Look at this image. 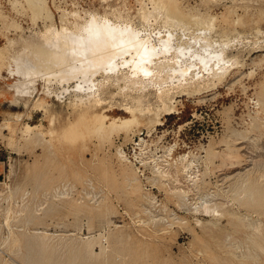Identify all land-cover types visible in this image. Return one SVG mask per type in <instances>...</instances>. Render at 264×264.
Instances as JSON below:
<instances>
[{
    "label": "rangeland",
    "instance_id": "374dc122",
    "mask_svg": "<svg viewBox=\"0 0 264 264\" xmlns=\"http://www.w3.org/2000/svg\"><path fill=\"white\" fill-rule=\"evenodd\" d=\"M141 1L144 19L135 14L137 0H46L52 18L45 19L26 0H0V264H25L31 252H39L46 264H264V0H178L185 13L214 18L219 31L191 30L177 22L179 27L176 19L163 27L158 9ZM104 8L111 21L120 25L124 22L115 14L118 11L111 9L129 12L130 17L135 14L129 22L133 20L135 37H141L148 52L136 57L132 47L118 44L121 48L110 41L105 46L97 36V18H92L100 17ZM64 21H83L85 36L76 31L65 34L61 31ZM61 34L71 35L65 41ZM101 44L117 46L119 58L116 55L110 64L97 61L101 58L95 50H103ZM68 46L73 50L68 51ZM41 49L51 56L41 54ZM71 51L78 53L74 59ZM180 51L186 56L182 58ZM79 53L78 60L84 64L77 61ZM121 56L132 57V62L137 58V64L146 62V67L157 58L166 59L173 74L153 83L151 72L140 70L142 83H131L134 73L125 78L123 74L133 63H121ZM92 64L99 66L97 71ZM166 92L175 96L169 113L162 110ZM95 98L102 100L96 108L107 122L128 118L131 112L126 106L135 108L138 122L101 137L89 133L87 123H82L77 135H69L73 129L67 127L77 121L83 102ZM121 151L131 162L121 159ZM153 154L161 155L158 162L167 171L164 175L153 166ZM182 154L186 160L180 159ZM138 156L145 157L143 163ZM180 161L197 172L194 186ZM122 168L128 177L136 178L131 185ZM204 203L215 210L206 212ZM36 229L50 232L43 239L49 248L40 250L26 240ZM91 235L96 237L95 253L80 255L74 243L85 242ZM99 246H105V253Z\"/></svg>",
    "mask_w": 264,
    "mask_h": 264
},
{
    "label": "bare ground",
    "instance_id": "6f19581e",
    "mask_svg": "<svg viewBox=\"0 0 264 264\" xmlns=\"http://www.w3.org/2000/svg\"><path fill=\"white\" fill-rule=\"evenodd\" d=\"M148 1V3H151L152 4V6L154 7V8H156V9H158V12H159V14L162 16V17H160V18H158L159 20H160V23H161V26H162V24H163V27L165 26V25H167L168 23L169 24H172L171 22H172V20L174 19H176V21H174V23H177V22H180L181 24L180 25H185V27H188V28H190L191 30L193 29V30H195V28H197V29H200V28H204V29H209V31L210 30H217V31H219L218 29H217V27H216V24H215V22H214V18H211V17H202L201 16V14L200 15H194V14H191V13H185L183 10H181V8H180V6H179V1L178 0H147ZM26 2H27V5H28V7L32 10V11H34V12H36V11H39V13L41 14L40 16L42 17V18H45V19H51L52 18V15H51V12H50V10L48 9V6H47V3H46V0H26ZM137 2H138V4H139V7H137V8H135L136 9V13L135 14H137L139 17H141L142 18V16H144V13L146 12L144 9H145V7H144V9L142 8V4L144 5V2L142 3V1L141 0H137ZM150 4V5H151ZM138 6V5H137ZM105 7H106V5H105ZM118 7V6H117ZM123 9V8H122ZM113 12H116V11H118V12H116L115 14L117 15V13H118V15H119V17H120V20H122L124 23L123 24H121L120 25V23L119 24H117L118 22H116V23H114L113 21H111V19L108 17V15H109V13H106L107 11H106V8H104L103 9V12L101 13L102 15L100 16V17H96L97 16V14H95L96 16L95 17H92V18H97V19H94V20H96V22L94 23L95 24V28H97L98 30H99V34L98 33H96V32H94L95 30L98 32V30L97 29H95L94 31H93V33L91 32L92 30H91V28H90V32L92 33V34H94V33H96V35L98 36V38H99V36H100V38L99 39H102L103 41H110V44H111V42L113 43V44H115V45H118V44H120V45H123V46H129V47H132V48H134V50H135V53H133V54H135L134 56H136L137 54L138 55H140V54H144L145 52H148V50H147V48L146 49H143V45L144 44H142L143 42L142 41H140V38L138 39V36H137V38L135 37L136 35H135V33H136V31L134 30V26H132V24H131V22L133 21V20H131V22H129L130 21V19H131V17H134L135 16V14H134V16H129V12H124V11H120L119 9H116V8H113V9H111ZM116 10V11H115ZM143 10L145 11L144 13H143ZM111 11V12H112ZM157 12V11H156ZM74 13V12H73ZM76 13V12H75ZM155 13V12H154ZM91 14H92V12H91ZM108 14V15H107ZM133 15V14H132ZM136 15V16H137ZM65 16V15H64ZM68 16V15H67ZM92 16V15H91ZM94 16V15H93ZM110 16V15H109ZM137 16V17H138ZM146 16V15H145ZM156 16V15H155ZM88 17V16H87ZM89 17H90V15H89ZM111 17V16H110ZM130 17V18H129ZM158 17V16H157ZM112 18H114V17H112ZM136 18V17H135ZM141 18H139V20H142V19H144V17L141 19ZM81 19H83V18H81ZM89 19V18H88ZM146 19V18H145ZM150 19V18H149ZM90 20V19H89ZM88 20V21H89ZM93 20V19H92ZM113 20V19H112ZM154 20H155V18H154ZM86 21V20H85ZM158 21V20H157ZM142 22H143V20H142ZM156 22V21H155ZM237 22V21H236ZM86 23V22H85ZM88 23H90V22H88ZM133 23V22H132ZM145 23V22H144ZM174 23H173V25H174ZM234 23V22H233ZM92 24V23H91ZM168 24V25H169ZM85 25V24H84ZM90 25V24H89ZM182 25V26H183ZM160 26V25H159ZM170 26V25H169ZM168 26V27H169ZM172 26V25H171ZM176 26H179L178 25V23H177V25ZM167 27V26H166ZM180 27V26H179ZM137 28V27H136ZM135 28V29H136ZM170 28V27H169ZM172 28V27H171ZM174 28V27H173ZM176 28V27H175ZM187 28V29H188ZM83 29V21L81 22V23H79V22H70V23H68V21L66 22V21H64V23H63V26H62V30L61 31H63L65 34H66V32H68V33H72V32H78V34L80 35L82 32H81V30ZM86 29V28H85ZM138 29V28H137ZM181 30H185L186 28H180ZM219 29H220V27H219ZM183 30V31H184ZM224 30V29H223ZM86 31H87V29H86ZM88 31H89V29H88ZM135 31V32H134ZM225 31V30H224ZM227 31V30H226ZM79 32H81V33H79ZM137 32H139L138 30H137ZM215 32V31H214ZM61 33V32H60ZM63 33V34H64ZM67 33V34H68ZM89 33V32H88ZM192 33V32H191ZM193 33H195V32H193ZM193 33H192V35H193ZM218 33V32H217ZM220 33H222V36H223V34L225 33V32H223L222 30H220ZM84 34V35H83ZM69 35H71V34H69ZM68 35V36H69ZM74 36L73 37H75V36H77L76 34H73ZM82 35L83 36H85V33H82ZM138 35H140L139 33H138ZM191 35V34H190ZM195 35H196V33H195ZM195 35L193 36V37H195ZM225 35H227V34H225ZM225 35H224V38H226L225 37ZM56 37H57V35H55ZM61 38L60 39H65V41L68 39V38H70V36L68 37L67 36V38H65V37H63V35L61 34ZM65 36V35H64ZM87 36V35H86ZM96 36V37H97ZM198 36H200V35H198ZM197 36V37H198ZM78 37V36H77ZM88 37H89V35H88ZM95 37V36H94ZM82 38H84V37H82ZM209 38V37H208ZM222 38V37H221ZM57 39V38H56ZM63 39V40H64ZM76 39V38H75ZM75 39H74V41H75ZM85 39H87L86 37H85ZM223 39V38H222ZM58 40V39H57ZM79 40V39H78ZM91 40H93V38L91 39ZM95 40H98V39H96V38H94V41ZM101 40V41H102ZM142 40V39H141ZM144 40V39H143ZM52 41H54V40H52ZM50 42V43H52V45L50 44V46H53V43L54 42ZM58 41H61V40H58ZM64 41V42H65ZM69 41V40H68ZM67 41V42H68ZM72 41H73V39H72ZM71 41V42H72ZM84 41V40H83ZM100 41V42H101ZM65 43V44H68V43ZM76 42V41H75ZM79 42H81V39H80V41ZM85 42V41H84ZM83 42V43H84ZM89 42H90V40H89ZM89 42L87 43V45L89 44ZM92 43H93V41H91ZM97 42V41H96ZM105 42L103 43V45L105 44ZM147 42V41H146ZM59 43H62L63 44V42H59ZM72 43H74V42H72ZM72 43H71V45H72ZM82 43V44H83ZM98 43V42H97ZM107 43H108V45H110L109 44V42H106V44H105V46L107 45ZM56 44H57V41H56ZM70 44V43H69ZM91 44V43H90ZM93 44H95V43H93ZM146 44V43H145ZM48 45V44H47ZM61 45V44H60ZM78 46V48H79V45L78 44H75V46ZM80 45H81V43H80ZM96 45H98V44H96ZM102 44H101V48H102V46H103ZM115 45H113V47H114V49L112 48V47H105V46H103L104 48H103V50H101V49H97V50H95L94 52H95V56H99L100 58H101V60H97V61H99V62H101V63H103V62H107V63H109V62H111V61H114V60H116L115 58H116V55L119 53V51H118V53H116L115 54V50H116V48H118L117 46H115ZM120 45H118V46H120ZM56 46V45H55ZM54 46V47H55ZM66 47H67V45H65ZM73 47H74V45H72ZM71 46V47H72ZM84 46V45H83ZM82 46V47H83ZM94 46V45H93ZM99 46V45H98ZM53 47V48H54ZM58 47H59V45H58ZM57 47V48H58ZM62 48H64L63 47V45L61 46ZM71 47L69 48V46H68V51L71 49ZM81 47V48H82ZM91 47V46H90ZM97 47V46H96ZM116 47V48H115ZM121 48H122V46H120ZM120 47H119V50H121L120 49ZM146 47V46H145ZM77 48V49H78ZM128 48V47H127ZM59 49V48H58ZM57 49V50H58ZM61 49V48H60ZM76 49V48H75ZM84 49V48H83ZM87 49V48H86ZM149 49V48H148ZM153 49V48H152ZM64 50V49H63ZM71 50H73V48L71 49ZM88 50V49H87ZM86 50V51H87ZM93 50V49H92ZM126 50V49H125ZM129 50V49H128ZM150 50H151V48H150ZM41 51H42V53L41 54H43L44 56H46V57H50L51 56V53L50 52H48L47 50H43V49H41ZM65 51V50H64ZM78 51V50H77ZM76 51V52H77ZM80 51V50H79ZM123 51V50H122ZM130 51H133L131 48H130ZM130 51H127V52H130ZM63 52V51H62ZM71 52H73V51H71ZM76 52H73V59H74V56H75V54L74 53H76ZM82 53H83V51H81ZM126 52V51H125ZM124 52V53H125ZM127 52H126V54H127ZM184 52V51H183ZM185 52H186V50H185ZM54 53V52H53ZM56 53V52H55ZM64 54L66 53V52H63ZM90 52H88V54H89ZM123 53V54H124ZM149 53H151L150 51H149ZM149 53H147L148 55H149ZM179 53H181V51L179 52ZM57 54V53H56ZM67 54V53H66ZM69 54V53H68ZM67 54V55H68ZM70 54H72V53H70ZM69 54V55H70ZM77 55H78V53H76ZM88 54L86 53V55H87V57H88ZM94 54V53H93ZM120 54V53H119ZM122 54V55H123ZM129 54V53H128ZM142 54V55H143ZM182 54L183 53H181L180 55L182 56ZM185 54V53H184ZM183 54V56H186V55H184ZM0 55H2L1 53H0ZM58 55V54H57ZM85 55V54H84ZM125 55V54H124ZM123 55V56H124ZM132 55V54H131ZM141 55V56H142ZM146 55V54H145ZM62 56V55H61ZM71 57H72V55H70ZM68 57V58H71V57ZM91 56V55H90ZM94 56V55H93ZM93 56H91V57H93ZM94 56V57H95ZM118 56V55H117ZM123 56H121L120 58H121V63H127V64H130V63H133V65H132V67H129V69H131L130 71H128V73L126 74H123V77L125 78L126 76H128V75H130L131 76V74H133L134 73V75H132V79L130 78V76L127 78V79H131V83H136V82H141V81H143L144 79H142V76L144 75V74H141V75H139V71L140 70H143V72L144 71H146L147 73L150 71L151 72V75H150V77H152V79L151 78H148V80L149 79H151L150 81L151 82H153L154 83V81H156V83H158L159 81H162V80H164V79H166V78H168L169 76H172V72H173V70H172V72L170 71V69L171 68H169L171 65H169V63L166 61V59L164 60V59H159V58H157L156 59V62H155V64L152 66V65H147V67H146V65L144 66V64L146 63V62H144V61H141V62H144V64L142 65L141 63L138 65L137 64V62H136V60H137V58H136V60H134V62H132L133 60H132V57H128L129 59H124V57ZM133 56V55H132ZM176 56V55H175ZM183 56H182V58H183ZM53 57V56H52ZM66 57V56H65ZM77 57V61H79L80 62V59L78 60V57H81V55H80V53H79V56H76ZM85 57V56H84ZM137 57V56H136ZM140 57V56H139ZM146 57H148V56H146ZM55 58V57H54ZM68 58H67V60H68ZM96 58V57H95ZM95 58H93V59H95ZM98 58V57H97ZM118 58H119V56H118ZM142 58H143V56H142ZM145 58V57H144ZM174 58V57H173ZM176 58V57H175ZM179 58H180V56H179ZM48 59V58H47ZM60 59V58H59ZM72 59V58H71ZM72 59V60H73ZM84 59V58H83ZM88 60L90 59V57H88L87 58ZM146 59V58H145ZM177 59V58H176ZM54 60V59H53ZM62 60H64V58L62 59ZM86 60V59H85ZM96 60V59H95ZM142 60H144V59H142ZM179 60V59H178ZM58 61V60H57ZM76 61V62H77ZM82 61H84V60H81V64L83 63ZM92 61V60H91ZM117 61H119L118 59H117ZM170 61V60H169ZM173 61H174V59H173ZM176 61V60H175ZM182 61H183V59H182ZM181 61V62H182ZM238 61V60H237ZM51 62H53L52 60H51ZM58 62H60V60L58 61ZM62 62V61H61ZM65 62H66V60H65ZM86 62V61H85ZM90 62V61H89ZM93 62V61H92ZM98 62V63H99ZM129 62V63H128ZM63 63V62H62ZM66 63H68V61L66 62ZM65 63V64H66ZM71 63V62H70ZM88 63V62H87ZM87 63H85V66H88V65H86ZM94 63V62H93ZM114 63V62H113ZM120 63V62H119ZM139 63V62H138ZM170 63H172L171 61H170ZM177 63V62H176ZM56 64V63H55ZM84 64V63H83ZM89 64H91V63H89ZM95 64V63H94ZM110 64V63H109ZM108 64V65H109ZM147 64V63H146ZM60 64H57V66H59ZM70 65H72V64H70ZM74 65H75V62H74ZM96 65V64H95ZM116 65V64H115ZM120 65V64H119ZM124 65V64H123ZM175 65H177V64H175ZM237 65V64H236ZM63 66V65H62ZM66 68H68L67 67V65H64ZM64 66H63V68H64ZM78 67L80 66L79 65V63H78V65H77ZM94 65L92 64V67H93ZM102 66V65H101ZM100 66V67H101ZM107 66V65H106ZM113 66V65H112ZM121 66V65H120ZM72 67H73V65H72ZM76 67V66H75ZM75 67H73V69L75 68ZM81 67H82V65H81ZM81 67H79V68H81ZM91 67V68H92ZM97 67V69H96V71L98 70V67L99 66H96ZM96 67H93V68H96ZM111 67V66H110ZM117 67H118V65H117ZM123 67V66H122ZM128 67V66H127ZM231 67V66H230ZM82 68H85V67H82ZM89 68H90V65H89ZM175 68V67H174ZM77 69V68H76ZM87 68H85V72L87 71L86 70ZM101 69V68H100ZM111 69V68H110ZM172 69H173V67H172ZM59 71H61L60 70V68L58 69ZM65 70V69H64ZM70 70H71V68H70ZM81 70V69H80ZM92 70V69H91ZM90 70V72L92 73V71ZM103 70H104V68H103ZM106 70V69H105ZM74 71H75V69H74ZM77 71V70H76ZM95 70H93V72H94ZM95 71V72H96ZM174 71H175V69H174ZM228 71V70H227ZM66 72H67V70H66ZM65 72V73H66ZM68 72H69V70H68ZM71 72H72V70H71ZM78 72V71H77ZM82 72H83V70H82ZM145 72V73H146ZM88 71H87V73L86 74H84V75H88ZM169 73H172L171 75L169 74ZM77 74V73H76ZM83 74V73H82ZM191 74V73H190ZM225 74V73H224ZM79 75H81V74H79ZM61 76H63V75H61ZM67 76V75H66ZM70 76V75H69ZM72 76V75H71ZM75 75H73V77H74ZM139 76H141V77H139ZM72 77V78H73ZM82 78L83 77H85V76H81ZM122 77V76H121ZM123 77H122V79H123ZM71 78V79H72ZM76 78H77V76H76ZM170 78V77H169ZM67 79V78H66ZM74 79V78H73ZM87 79V78H86ZM89 79V78H88ZM87 79V80H88ZM126 79V80H127ZM146 79V78H145ZM87 80H86V82H87ZM147 80V79H146ZM167 80V79H166ZM64 81V80H63ZM67 81V80H66ZM69 81V80H68ZM81 81V80H80ZM84 82H85V80H83ZM158 81V82H157ZM88 82H89V80H88ZM147 82V81H146ZM162 82H164V81H162ZM213 82H214V80H213ZM215 82H216V80H215ZM142 83V82H141ZM147 83H149V81L147 82ZM152 83V84H153ZM159 83H161V82H159ZM199 83V82H198ZM78 84V83H77ZM83 84V83H82ZM140 84V83H139ZM144 84V83H143ZM80 85V84H79ZM146 85V84H145ZM78 87V86H77ZM83 88V87H82ZM80 89H81V87H80ZM196 89V88H195ZM184 90H185V88H184ZM170 91V90H169ZM183 91V90H182ZM191 91V90H190ZM97 93V92H96ZM183 93V92H182ZM83 95V94H82ZM91 95V94H90ZM162 95V94H161ZM174 97L175 96H173L172 94H170V93H168V92H166V94H164V95H162V98H161V101H162V103L164 104V107H163V109L162 110H167L166 111V113H169V112H171L172 111V109L174 108ZM84 98V97H83ZM87 98H88V96L86 97V100H87ZM78 101V100H77ZM92 102L91 103H86V104H84V102H83V105L80 107V109H81V113H78L79 114V116L77 117V121L76 122H73L72 121V124H70L68 127H67V125H66V127L67 128H69V129H73L70 133H69V135H77L78 134V131H77V127L79 126V125H81L82 123H87L86 125V129L88 130H90L89 131V133L90 132H93V133H95V134H98V135H100V137L102 136V134H105V133H108V132H110V131H112V130H114V129H124V130H127L133 123H135V122H138V117L136 116V114H135V112H134V110H135V108H132V107H129V106H126V109L127 110H129L130 112H131V115L128 117V118H124V119H117V118H112V119H110L109 120V122H107L106 121V115L104 114V113H102V112H100L99 110H97V105L98 106H100L99 104H100V102H102V100L100 101L99 99H93V100H91ZM79 102V101H78ZM77 102V103H78ZM82 102V101H81ZM88 102V101H87ZM78 104H80V103H78ZM160 107V106H159ZM143 111V110H142ZM159 111V110H158ZM87 113H89V114H87ZM151 119L153 120V121H155L156 123H159L158 122V120H157V118H155L154 116H152L151 117ZM160 121V120H159ZM161 122V121H160ZM65 127V128H66ZM67 128L65 129V131L63 130V133L65 134L66 133V130H67ZM81 134V133H80ZM107 135V134H106ZM94 136V135H93ZM95 137H96V135H95ZM29 138V137H28ZM103 138V137H102ZM83 139V138H82ZM101 138H99V140H100ZM106 140V139H105ZM142 141H144L143 139H141ZM101 141V140H100ZM138 144H140V143H138ZM170 147V146H169ZM170 148H172V147H170ZM170 148H169V150H170ZM144 150V149H143ZM146 152V151H145ZM145 152H143V153H145ZM140 153V152H139ZM119 155H120V157H121V159L122 160H125V161H127V162H131V160H129L128 159V157L124 154V152H119ZM141 155V154H140ZM144 155V154H143ZM142 155V156H143ZM150 155V154H149ZM152 155V154H151ZM154 156L153 157H151V160L152 159H154V160H152V161H154V167L156 168V170H157V172H158V174H160V175H164L165 174V172H167L166 170H164L163 169V165H159V160L161 159V155H155V154H153ZM162 155H163V153H162ZM185 155L186 154H182V155H180V159L182 160V159H184L185 158ZM136 156H137V154H136ZM147 156V155H146ZM187 156V155H186ZM134 157H135V155H134ZM139 157V156H138ZM149 157V156H148ZM144 159H145V157H143ZM143 158H140L139 157V160L140 161H142L141 163H143ZM147 160V159H146ZM162 160V159H161ZM163 160H164V158H163ZM184 160H186V159H184ZM166 161V160H165ZM145 162V161H144ZM181 162V161H180ZM153 163V162H152ZM161 163V162H160ZM165 163V162H164ZM168 163V162H167ZM187 163V162H186ZM145 164V163H144ZM144 164H142V165H144ZM180 164H182V167H183V169H184V172H185V177L187 178V180H189V181H191L190 183H192V185L194 186V183H195V179H196V177L198 178V176H196V173L194 172V170L193 171H190L191 169H189L188 168V166H189V164H185V163H183V162H181ZM162 167V168H161ZM167 167V166H166ZM174 168H176V167H174ZM129 170V169H128ZM152 171L153 170H155V169H151ZM155 170V171H156ZM130 171V170H129ZM171 171V170H170ZM180 171H182V170H180ZM196 171V170H195ZM122 172H123V174H124V176H125V179L127 180V184H130L131 185V183H130V181H132V179H136V178H130V177H128L127 176V172H126V169H124V168H122ZM133 173H136V171L135 172H133ZM169 173V172H168ZM181 173V172H180ZM174 174V173H173ZM199 174V173H198ZM131 175V174H130ZM167 175H169V174H167ZM135 176H136V174H135ZM158 176V175H157ZM174 177L173 178H175V175H173ZM176 176H177V173H176ZM182 177V176H181ZM184 177V176H183ZM161 178H163V177H161ZM185 178V179H186ZM164 180V179H163ZM177 180V179H176ZM175 180V181H176ZM174 181V180H173ZM178 181V180H177ZM135 182V181H134ZM187 182V181H186ZM136 183H137V181H136ZM164 183H166V182H164ZM180 183V182H179ZM184 183V182H183ZM189 183V182H188ZM248 183V182H247ZM135 185V184H134ZM134 185H133V187H134ZM248 185H250V183L248 184ZM248 185H246V187L248 186ZM136 187V186H135ZM175 187V186H174ZM186 187H187V185H186ZM191 187V186H190ZM250 187H251V185H250ZM259 187V186H258ZM257 186H256V188H258ZM126 188V187H125ZM137 188V187H136ZM183 188V187H182ZM188 188V187H187ZM248 188H249V186H248ZM252 188V187H251ZM255 187H253V191L254 190H257L256 188L254 189ZM127 189V188H126ZM138 189V188H137ZM174 189V188H173ZM178 189V188H177ZM189 189V188H188ZM245 189V188H244ZM250 189V188H249ZM259 189V188H258ZM176 190V189H175ZM175 190H173L174 192H175ZM180 190H182L183 192H186L187 190L185 189V191L183 190V189H181L180 188ZM241 190V189H240ZM247 190V189H246ZM260 191H262L261 190V188L259 189ZM259 190H258V192H259ZM130 191V190H129ZM171 191V190H170ZM248 191V190H247ZM246 191V192H247ZM253 191H252V193H253ZM131 192V191H130ZM249 192H251V189L249 190ZM257 192V193H258ZM88 193V192H87ZM90 193V192H89ZM88 193V194H89ZM132 193V192H131ZM91 194V193H90ZM254 194L255 193H253L252 195L254 196ZM259 195L260 194H262V193H258ZM87 195V194H86ZM247 194H245V196H246ZM251 195V196H252ZM258 195V196H259ZM262 195H264V194H262ZM92 196V195H91ZM147 196V195H146ZM146 196L144 197L145 199H146ZM249 196H250V194H249ZM247 197V196H246ZM255 197V196H254ZM253 198V197H252ZM256 199L258 198V197H255ZM260 198V197H259ZM258 198V199H259ZM148 199V198H147ZM146 199V200H147ZM242 199V198H241ZM250 199V198H249ZM249 199H248V201H249ZM257 199V200H258ZM261 199V198H260ZM260 199H259V201H260ZM257 200H253L254 201V203L255 204H258V202L259 201H257ZM255 201H257V203L255 202ZM149 203V202H148ZM240 203H242V201L240 202ZM249 204V203H248ZM250 204H251V202H250ZM253 204V203H252ZM262 204H264V203H262ZM247 205V204H246ZM248 206H250V205H248ZM253 206H255L254 204H253ZM258 206V205H257ZM256 206V207H257ZM261 206V205H260ZM202 207L204 208L203 210H207L206 212H208L209 210H215V206H214V208L211 206V204L210 205H208L207 203H204L203 205H202ZM20 208V207H19ZM145 208H147V207H145ZM229 208V210H230V207H228ZM10 209V208H9ZM23 209V208H22ZM27 209V208H26ZM25 210V209H24ZM28 210H29V208H28ZM147 210H149V209H147ZM232 210V212L233 213H235L236 212V210H235V212L233 211L234 209H231ZM238 210V209H237ZM7 211V210H6ZM26 211V210H25ZM24 211V212H25ZM30 211V210H29ZM217 211H218V208H217ZM239 211V210H238ZM237 211V212H238ZM148 212V211H147ZM210 212V211H209ZM229 212V211H228ZM9 213V212H8ZM7 213V214H8ZM16 213V212H15ZM18 213V212H17ZM16 213V214H17ZM30 213V215H31V212H29ZM33 213H34V211H33ZM213 213V212H212ZM231 213V212H230ZM20 214V213H19ZM18 214V215H19ZM24 214V213H23ZM26 214H28V213H26ZM35 214V213H34ZM229 214V213H228ZM238 214V213H237ZM241 213H239L238 215H240ZM29 215V214H28ZM36 215V214H35ZM34 215V216H35ZM236 215V214H235ZM247 215V214H246ZM245 215V216H246ZM9 216V215H8ZM7 216V217H8ZM248 216V215H247ZM246 216V217H247ZM23 218H24V216H22ZM26 217V216H25ZM29 216H27V218H28ZM232 217V216H231ZM244 217V216H243ZM245 217V218H246ZM31 219V218H30ZM29 219V220H30ZM234 219V218H233ZM7 221V219L5 218L4 219V221ZM32 220V219H31ZM247 220V219H246ZM6 221L4 222L5 223V225H6ZM25 221V220H24ZM3 223V222H2ZM27 223V222H26ZM236 223V222H235ZM25 224V223H24ZM248 224V223H247ZM246 224V225H247ZM249 224H250V222H249ZM256 224V223H255ZM253 225V224H252ZM252 225H250L251 227H252ZM260 225H258V227H259ZM7 227V226H6ZM26 227H28V226H26ZM25 227V228H26ZM206 227V226H205ZM208 227V226H207ZM9 228H10V226H9ZM209 228V227H208ZM234 228V227H233ZM236 228V227H235ZM248 228V227H247ZM260 228V227H259ZM241 230L243 229V228H240ZM239 229V230H240ZM256 229H258L257 228V226H256ZM7 230H9V229H7ZM33 230V229H32ZM210 230V229H209ZM245 230H246V228H245ZM24 231H25V229H24ZM248 231V230H247ZM256 232H258V230H255ZM260 231V230H259ZM1 232V231H0ZM13 232V231H12ZM48 232V231H47ZM47 232L46 231H43V230H38V229H36V230H34L33 231V233L32 234H30V236L29 237H26V240H28V241H30V240H32L34 243H35V245L37 244V246H38V248H40V250H44V249H46L47 247L49 248V245L48 244H46L45 242H44V240L43 239H45V237H46V239H48L47 238V236L46 235H48L49 236V233L50 232H48V234H47ZM52 233V232H51ZM262 233H264V232H262ZM9 234V233H8ZM16 234V233H15ZM28 234V233H27ZM55 234V233H54ZM70 234V233H69ZM73 234V233H72ZM25 235H26V233H25ZM29 235V234H28ZM52 235V234H51ZM229 235V234H228ZM251 235V234H250ZM250 235H248V236H250ZM2 236V235H1ZM92 236V235H91ZM259 236V234L257 235V237ZM262 236H264V234H262ZM4 237H6V236H4ZM9 237V236H8ZM53 237V236H52ZM51 237V238H52ZM55 237V236H54ZM54 237L52 238V240H54ZM76 237V236H75ZM85 237H87V236H85ZM1 238V237H0ZM11 238V237H10ZM50 237H49V239H51ZM82 238H84V237H82ZM90 238V237H89ZM96 238V237H95ZM95 238H94V236H92L90 239H88V240H86L85 242H79V243H74L75 242V239L73 240L74 242V245H73V247L75 246V248H76V251L77 250H79L78 252L80 253V255H85V257L87 256H91V255H93L94 253H93V249L94 248H92L93 247V244H95ZM101 238V237H100ZM262 238V237H261ZM3 239H5V238H3ZM12 239H13V237H12ZM78 239V238H77ZM104 239V238H103ZM106 239V238H105ZM255 239V238H254ZM2 240V239H1ZM11 240V239H10ZM83 240H85V239H83ZM249 240V239H248ZM14 239H13V242H11V243H13V245L16 243V241H15V243H14ZM48 241H51V240H48ZM48 241H46L47 243H48ZM69 241V240H68ZM82 241V240H81ZM101 241V240H100ZM3 242V241H2ZM19 242H21V241H19ZM54 242V241H53ZM33 243V244H34ZM50 243H52V242H50ZM67 243V242H66ZM71 243H72V241H71ZM72 243V244H73ZM253 243H254V241H253ZM26 244V243H25ZM31 245V246H34V248H36L37 246H35V245ZM58 244V243H57ZM63 244V243H62ZM258 244V243H257ZM10 245V244H9ZM20 245V244H19ZM29 245V244H28ZM28 245L26 244V246L28 247ZM228 245H230V244H228ZM12 246V245H11ZM25 246V245H24ZM23 246V247H24ZM31 246H29V247H31ZM53 246V245H52ZM64 246V245H63ZM68 246V245H67ZM72 246V245H71ZM70 246V248H72ZM230 246H232V245H230ZM250 246H252V245H250ZM258 246H260V245H258ZM4 247V246H3ZM8 247V246H7ZM20 247V246H19ZM105 247V246H104ZM104 247H100L99 246V248L101 249V251H103L104 252V250L106 251V249L104 248ZM262 246H260L259 247V249L261 248ZM53 248V247H52ZM51 248V249H52ZM68 248H69V246H68ZM229 248V247H228ZM231 248V247H230ZM249 248V247H248ZM5 249H7V248H5ZM18 249H20V248H18ZM28 249V248H27ZM37 249V248H36ZM36 249H34L33 251H35ZM50 249V251H52ZM74 249V248H73ZM13 250V249H12ZM23 250V249H22ZM248 250V249H247ZM253 250V249H252ZM8 250H6V252H7ZM17 251V250H16ZM26 251H28V250H26ZM36 251H38V250H36ZM47 251V250H46ZM49 251V252H50ZM73 252H74V250H72ZM254 251V250H253ZM261 251H262V249H261ZM3 252V251H2ZM29 252V251H28ZM41 252V251H40ZM48 252V251H47ZM231 252V251H230ZM242 252H244V251H242ZM258 252V251H257ZM16 253V252H15ZM32 254L31 255H33V253L34 252H31ZM39 253V252H38ZM37 253V255H39ZM41 253H43V251L41 252ZM44 253H45V251H44ZM79 253H75V254H79ZM105 253V252H104ZM239 253V252H238ZM240 253H241V251H240ZM246 253V252H245ZM245 253H244V256H245ZM253 253V252H252ZM259 253V252H258ZM1 254V253H0ZM11 254H13V251L11 252ZM20 254V253H19ZM25 254V253H24ZM23 254V255H24ZM30 254V253H29ZM26 255V257L24 258V263L25 264H40L37 260H39V261H41L42 260V263H44L43 262V258L44 257H40V255H39V259H37V260H35L36 259V257L38 258V256L36 255V253H34L35 255H33V256H31V255ZM230 254V253H229ZM231 254H232V252H231ZM230 254V255H231ZM234 254V253H233ZM247 254V253H246ZM250 254H251V252H250ZM261 254H264V253H261ZM3 255V254H2ZM21 255V254H20ZM43 256H44V254H42ZM237 255V254H236ZM235 255V256H236ZM4 256V255H3ZM22 256V255H21ZM36 256V257H35ZM78 256V255H77ZM234 256V255H233ZM233 256H232V258H233ZM238 256V255H237ZM242 256V255H241ZM243 256V257H244ZM252 256V255H251ZM251 256H249V257H251ZM256 256V255H255ZM32 257V258H31ZM48 257V256H47ZM243 257H241V258H243ZM246 257V256H245ZM248 257V256H247ZM254 257V256H253ZM253 257H251V258H253ZM35 258V259H34ZM250 258V259H251ZM2 260H3V258H1ZM34 259V260H33ZM47 258L45 257V260H46ZM75 259V258H74ZM73 259V260H74ZM234 260H235V258H233ZM240 259V258H239ZM246 259V258H245ZM257 259V258H256ZM4 260H5V258H4ZM10 260V259H9ZM238 260V259H237ZM236 260V261H237ZM248 260V259H247ZM246 260V261H247ZM254 260V259H253ZM253 260L251 259V260H249V261H252L253 262ZM6 261V260H5ZM17 261V260H16ZM53 261V260H52ZM51 261V262H52ZM76 261V260H75ZM245 261V262H246ZM4 262V261H3ZM50 262V261H49ZM261 262V261H260ZM7 262H5V264H6ZM54 263V262H53ZM52 263V264H53ZM75 262L73 261V264H74ZM243 263V262H242ZM255 263V262H254ZM253 263V264H254ZM262 263H264V262H262ZM1 264H2V262H1ZM11 264H12V261H11ZM13 264H16V262L15 263H13ZM44 264H46V263H44ZM48 264V263H47ZM49 264H51V263H49ZM55 264V263H54ZM70 264H71V262H70ZM247 264V263H246ZM257 264V263H256Z\"/></svg>",
    "mask_w": 264,
    "mask_h": 264
}]
</instances>
